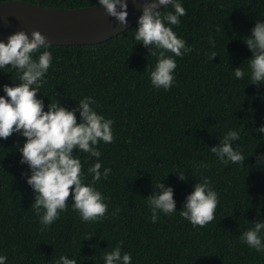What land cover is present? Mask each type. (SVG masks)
I'll return each mask as SVG.
<instances>
[{
  "label": "trees",
  "instance_id": "obj_1",
  "mask_svg": "<svg viewBox=\"0 0 264 264\" xmlns=\"http://www.w3.org/2000/svg\"><path fill=\"white\" fill-rule=\"evenodd\" d=\"M25 1L64 9L97 4ZM180 3L187 14L171 27L192 51L175 57V81L169 90L151 83L149 70L159 50L149 54L135 41L137 23L99 43L49 44L40 50L53 57L37 93L45 110L50 99L72 109L87 96L96 101L92 107L98 114L113 121L114 142H100L99 158L74 150L86 184L92 182L88 169L97 159L102 170L111 169L94 185L105 197L108 214L102 221L84 222L70 197L67 210L41 231L31 207L35 194L26 181L30 169L20 163L16 147L25 138L14 133L0 139V255L7 257L6 264H55L61 255L77 264H105V252L121 241L132 264H264V251L240 239L252 222L264 220V169L256 165V155L264 153V132L256 131L264 125V85L248 84L252 53L243 40L257 19L264 21V0ZM168 11H173L171 5L161 8L162 15ZM212 51L218 55L209 60ZM237 67L245 71L243 79L235 77ZM18 83L17 70L0 69V95H5L4 84ZM229 130L239 132L233 147L246 156L244 167L223 164L211 152ZM180 170L187 176L184 181ZM204 178L218 193L219 203L214 221L193 227L180 211L195 183ZM160 182L173 188L177 211L160 212L153 223L147 198Z\"/></svg>",
  "mask_w": 264,
  "mask_h": 264
},
{
  "label": "clouds",
  "instance_id": "obj_2",
  "mask_svg": "<svg viewBox=\"0 0 264 264\" xmlns=\"http://www.w3.org/2000/svg\"><path fill=\"white\" fill-rule=\"evenodd\" d=\"M97 4L103 6L107 15L115 18L119 24H127V0H97ZM161 5L164 8L171 5L173 11L162 15ZM186 14L180 0H144L134 39L148 48L149 54L157 55L153 49L159 50L155 67L149 70L151 83L156 89L169 90L173 86L177 67L175 57L192 51L171 27L179 25L180 18ZM243 40L252 53L247 59L250 72L248 84L264 85V21L257 19L251 35L243 37ZM210 42L215 44L214 40ZM48 46L45 35L36 29L32 30L31 37L26 31L19 30L9 35L7 43L0 41V69L11 67L17 70L20 80L18 84L3 85L5 95H0V139L7 140L14 133L25 138L23 145L17 144L16 147L21 153L20 163L30 169V175L25 174L26 181L35 194L31 207L39 217L41 231L50 227L60 218V213L67 210L70 197L72 208L79 213L82 221L99 222L106 218L108 205L94 185L102 178L106 179L111 169L102 170V164L97 159L88 169L92 182L86 184L83 164L75 154L80 152L99 158L102 155L98 148L100 142H114L113 121L94 110L92 106L96 101L92 97H84L78 101L77 108L72 109L57 99H50L45 110L44 102L37 93L45 83V76L52 64V53L40 51ZM36 53L39 55L34 58ZM217 55L212 51L208 59ZM234 75L237 79H243L245 71L237 67ZM256 131L264 132V125ZM237 140H240L239 132L229 130L218 146L211 147V152L223 164L244 167L246 156L239 146L233 147V142ZM74 150H77L75 154ZM256 165L264 169V153L256 155ZM179 179H187L183 170H180ZM156 188L158 191L155 190L147 198L153 223L157 221L158 213L172 215L177 211L173 188L166 187L162 182ZM218 203V193L204 178L202 182H196L193 191L186 196L180 215L193 227L203 228L215 220ZM118 212L119 209L116 210ZM252 223L254 226L244 231L240 239L249 248L262 252L264 220ZM122 245L123 241L105 252V264H132L131 254L122 252ZM6 260V256L0 255V264H6ZM55 264H77V260L61 255Z\"/></svg>",
  "mask_w": 264,
  "mask_h": 264
},
{
  "label": "water",
  "instance_id": "obj_3",
  "mask_svg": "<svg viewBox=\"0 0 264 264\" xmlns=\"http://www.w3.org/2000/svg\"><path fill=\"white\" fill-rule=\"evenodd\" d=\"M127 24H119L98 4L77 8H56L25 0L0 1V41L24 30L45 35L49 44L81 45L108 40L137 23L144 0H127ZM164 7L163 5L160 8Z\"/></svg>",
  "mask_w": 264,
  "mask_h": 264
}]
</instances>
